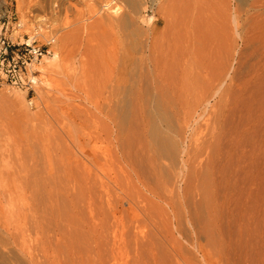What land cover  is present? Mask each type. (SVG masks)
Returning a JSON list of instances; mask_svg holds the SVG:
<instances>
[{"label": "bare ground", "instance_id": "6f19581e", "mask_svg": "<svg viewBox=\"0 0 264 264\" xmlns=\"http://www.w3.org/2000/svg\"><path fill=\"white\" fill-rule=\"evenodd\" d=\"M125 2L129 10L121 12L112 0L96 10L98 19L109 26H122L123 36L92 79V147L85 151L83 142L76 145V153L88 163L83 169L89 174L93 198L92 222L86 223L90 250L101 262L107 250L109 231L103 227L107 214L115 219L124 211L140 213L142 220L152 224V233H160L154 220L160 207L169 223L196 248V264H264L263 252L256 257L225 233L232 203L239 195L251 194L256 158L264 160V83L258 84L264 82V37L256 47L252 30L240 28L239 13L233 10L223 14L225 26L214 29L207 39L199 38L193 24L184 45L140 40L139 25L131 17L139 0ZM157 2L143 0L142 22H153ZM253 2L250 8H264V0ZM20 9L18 27L11 24L10 36L25 32L27 41L40 36L49 44L47 53L27 62L23 73L38 95L50 85L49 76L63 67L58 32L65 26L58 21L55 31L44 27L50 18L57 20L58 14L67 18L74 9L63 0H46L50 15L47 19L40 15L34 20L36 26L28 23L27 28V15ZM254 57L256 61H250ZM9 95L15 102L23 100L17 90H9ZM10 179L9 172H0L2 185ZM111 189L116 193L113 200L108 198ZM74 209L80 222L83 213L77 205ZM60 213L51 201L11 209L3 227L11 235L31 215L29 226L38 257L31 252L26 257L32 264H54L52 253L60 247L46 236L44 223L50 220L58 226L66 217ZM186 224L194 228L195 236L185 229ZM139 226H133L134 235L143 237ZM171 246L170 251L186 261L180 252L188 250ZM150 256L156 258L151 251ZM0 264L21 263L0 248Z\"/></svg>", "mask_w": 264, "mask_h": 264}, {"label": "rangeland", "instance_id": "374dc122", "mask_svg": "<svg viewBox=\"0 0 264 264\" xmlns=\"http://www.w3.org/2000/svg\"><path fill=\"white\" fill-rule=\"evenodd\" d=\"M63 1L73 6V14L67 18L58 14L57 20L50 18L46 27L42 24V27L55 31L60 21L66 28L58 32L61 35L60 62L63 67L49 76L50 85L40 89L38 95L33 87L0 86V172H9L11 177L10 182L0 183V248L17 256L21 264H32L26 255L31 252L38 257V251L29 226L31 215L11 235L5 232L4 221L11 209L51 201L61 212L59 216H66L57 223L58 226L50 220L44 223L46 236L60 247L59 251L52 253L54 264H134L136 261L137 264H196L199 258L196 248L183 232H178L174 224L169 223L166 211L160 207L154 218L160 233H152V224L142 220L140 213L124 211L115 219L107 214L106 226L103 218L104 231L106 228L109 231L107 250L101 262L90 250L86 223L92 222L93 198L87 178L89 174L83 169V165L88 163L76 153V145L83 142L85 151L92 147L89 140L93 128L89 103L92 79L96 69L102 67L106 57L110 56L112 46L122 39L123 27L109 26L96 16L98 6L107 0ZM112 1L121 12L129 10L125 0ZM253 1L158 0L153 22L147 24L141 21L143 0H139L131 17L139 25L138 39L173 41L184 45L190 39L193 24L199 29V38L207 39L214 29L225 26L223 14L235 10L239 13L238 25L242 24L240 28L249 27L250 32L252 30L253 44L257 47L260 38L264 37V8H250ZM5 3L11 4L19 17L22 16L20 7L24 8L26 28L28 23L36 26L34 20L40 15L46 19L50 15L46 0H0V10ZM38 40L49 48L44 38L39 36ZM238 47H241L239 40ZM250 61H256V57ZM261 83L264 82L258 84ZM13 89L23 93L21 103L10 97L9 90ZM82 175L85 178L82 179ZM254 178L251 194L247 198L239 195L232 203L229 231L225 233L232 241L250 248L258 257L261 252L264 256V160L260 157L255 160ZM115 195L111 189L108 198L113 200ZM75 205L83 213L80 222ZM138 223L143 237L134 235L133 226ZM185 229L195 236L191 225L186 224ZM171 244L174 248L188 250L180 252L186 261L170 251ZM21 246H26V250H19ZM150 251L156 258H151Z\"/></svg>", "mask_w": 264, "mask_h": 264}, {"label": "built area", "instance_id": "2783aa9c", "mask_svg": "<svg viewBox=\"0 0 264 264\" xmlns=\"http://www.w3.org/2000/svg\"><path fill=\"white\" fill-rule=\"evenodd\" d=\"M11 24L18 27L17 14L11 4L5 3L0 10V86L9 84L29 88L27 77L23 75L26 64L40 58L48 49L37 38L27 41V33L12 38ZM20 37L22 40H18Z\"/></svg>", "mask_w": 264, "mask_h": 264}]
</instances>
